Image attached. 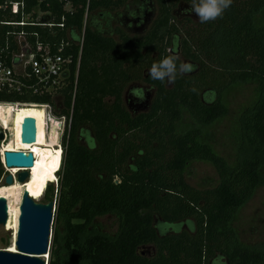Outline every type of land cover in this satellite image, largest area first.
Returning <instances> with one entry per match:
<instances>
[{
  "label": "trees",
  "instance_id": "trees-1",
  "mask_svg": "<svg viewBox=\"0 0 264 264\" xmlns=\"http://www.w3.org/2000/svg\"><path fill=\"white\" fill-rule=\"evenodd\" d=\"M129 1L25 0L33 18L64 19L65 28L55 33L24 30L51 45L66 41L72 81L77 72L57 186L45 197L55 200L48 264H264L263 251L230 247L231 221L263 181L264 0H233L222 18L207 23L194 12L181 20L173 14L179 5L191 10L192 0H155L158 17L149 31L135 36L116 29L115 40L109 22ZM11 20L19 16L0 12V52L16 48L11 33L21 28L5 24ZM178 53L177 64L191 63L195 71L171 85L150 78L154 61ZM136 82L156 91L138 114L129 109L128 87ZM249 83L259 88L247 125L254 154L228 169L201 142V129L226 114L225 90ZM70 86L61 114L72 103ZM26 95L3 92L0 102H49ZM35 147L56 152L22 139L18 145ZM196 160L214 164L216 186L201 190L186 183L185 170ZM107 217L117 220L114 232L99 229Z\"/></svg>",
  "mask_w": 264,
  "mask_h": 264
},
{
  "label": "rangeland",
  "instance_id": "rangeland-1",
  "mask_svg": "<svg viewBox=\"0 0 264 264\" xmlns=\"http://www.w3.org/2000/svg\"><path fill=\"white\" fill-rule=\"evenodd\" d=\"M131 3V5H133V2ZM183 14H185V9H180L176 15L180 19L181 16H184ZM190 14L194 16L192 12ZM156 16L157 14L154 15L152 20H154ZM102 26L103 30H108L105 27V23H102ZM110 27L112 32L116 29L123 30L117 23H112ZM111 34L116 40V35L114 33ZM177 57L182 61V58H179V56ZM136 88H147V86L142 82H136L130 85L128 90L133 91ZM153 95L154 92L152 90L148 95L149 101L153 98ZM258 98L259 88L254 83L235 85L228 88L221 96L222 103L226 109V114L212 124L201 129V142L208 144L212 149V152L223 160L228 169L238 168L244 159H248L254 154V147L251 146V140L248 138L250 132H248L247 125ZM130 102L131 103L129 104L132 106L130 108L131 111L135 110L137 114L145 112L149 106L146 105L145 108H143L144 106H138L136 105L137 103H133V100ZM187 127L188 125L186 123L182 124L183 129H186ZM53 129L54 131H57V129L53 127L52 129H49V133L52 132ZM46 136L48 142L53 144L55 138L51 139L47 134ZM61 145L62 144L54 143L52 147L53 149H60L61 151V157L60 153L53 151L59 159L58 167L53 174L58 171L60 168L59 166H61L62 163ZM0 164L2 167L1 180L9 174V172L3 168L1 161ZM184 178L189 186L201 190L211 189L220 182V176L214 164L210 161L204 160L192 161L185 170ZM262 179V183L256 187L253 194L240 207L231 221V230L233 233L230 242L231 248L244 250L254 249L264 252V167ZM56 180H58L57 174H55V179L53 177L49 178V184L45 188L44 195L38 200V202L45 203L46 195L50 193L52 188L56 189ZM8 189L9 187L4 186L3 182L0 183V192ZM15 215L16 207L13 206L8 227H0V250L8 251L14 243L15 227H13L11 221L14 220ZM99 224V229L103 232H114L117 229V220L113 217L102 218L99 220ZM54 229V224H52L51 239L53 237ZM48 260L49 257L46 259V264H48Z\"/></svg>",
  "mask_w": 264,
  "mask_h": 264
},
{
  "label": "built area",
  "instance_id": "built-area-1",
  "mask_svg": "<svg viewBox=\"0 0 264 264\" xmlns=\"http://www.w3.org/2000/svg\"><path fill=\"white\" fill-rule=\"evenodd\" d=\"M66 11L71 10L69 2L64 6ZM9 11L13 16H19V20H11L5 24L12 27H20L18 32H12L13 42L16 46L14 50L9 49V45L5 46V50L0 52V93H16L28 94L26 96L35 95L41 98H48L49 102L38 103H21V102H0V108L11 107L12 112L25 108H34L41 112L44 121V131L49 136V129L55 127L54 143L62 144L63 136L70 128L73 101L76 91L77 72L71 80V56L66 53L68 43L64 40L56 45L44 43L40 41V37L36 32H27L25 27H41L51 33H55L57 29L63 30V18L59 22L40 20L42 13H38L36 18L32 17L31 12L26 11L25 0L12 1L0 0V12ZM35 38L34 41H31ZM72 84V86H70ZM71 87L72 103L65 114H61L64 110V91L67 87ZM0 132L3 134V140L0 141V161L3 168L8 172L4 165L2 146L7 145L10 138L9 120L5 122L0 117ZM32 145V144H28ZM32 153V149H17L7 152ZM6 152V151H5ZM34 160L35 156L32 153ZM10 173V172H9ZM14 176V174H12ZM4 177L0 180L3 182Z\"/></svg>",
  "mask_w": 264,
  "mask_h": 264
},
{
  "label": "water",
  "instance_id": "water-1",
  "mask_svg": "<svg viewBox=\"0 0 264 264\" xmlns=\"http://www.w3.org/2000/svg\"><path fill=\"white\" fill-rule=\"evenodd\" d=\"M3 137L0 132V141ZM21 139L25 144H34L35 120L33 118L24 117L22 120ZM3 158L4 165L8 169H31L34 164V157L30 152L6 151ZM29 178L28 171H20L15 176L9 173L4 177L3 183L6 187L13 186L15 183L23 185ZM54 208L55 200L38 202L29 196L27 189L23 190L14 241L16 253L0 250V264H46L44 257H49L50 254ZM8 217V202L6 198L0 197V227L6 226Z\"/></svg>",
  "mask_w": 264,
  "mask_h": 264
},
{
  "label": "bare ground",
  "instance_id": "bare-ground-1",
  "mask_svg": "<svg viewBox=\"0 0 264 264\" xmlns=\"http://www.w3.org/2000/svg\"><path fill=\"white\" fill-rule=\"evenodd\" d=\"M33 115H35L34 117V120H35V142L34 144L42 145L45 147H51V148L53 147L54 143L50 144L47 140V136L44 131V121L42 117L43 114L41 112H39L37 109H34V108H25V107H22L12 112L11 107H2L0 108V117H2V120L5 122H8L9 120V131L11 134L7 142V145L4 144L1 147L2 153H4L5 151H13V150L20 149L18 148V145L20 144V141H21L22 120L24 119V117L33 118ZM55 135L56 134L53 129L52 132L49 133V137L52 139L55 137ZM54 150L60 153V157H61L60 149H54ZM32 153L35 156V160H34L33 167L31 169L14 168V169L8 170V172H10L11 174H14V176L20 171H28V173L30 174V178L28 182L26 181V183L23 185L15 183L13 186H9L8 190L0 192V197L6 198L8 202L9 217H8V221L5 227H8L13 206L16 207V215L14 216L15 218L13 221H11L13 227H15V236L17 232L19 205H20L23 190L27 189L29 196H30V190H31V195L33 198L31 196L30 197L38 201L44 195L45 188L49 184V178L53 177L55 179V174H57L60 169L59 168L58 171L55 174H53L56 171L58 167V163H59V159L54 154L53 150L48 149V148H43V147H35L32 149ZM14 241H15V237H14ZM8 251L13 252V253L16 252L14 243L8 249ZM45 258L47 259L48 257L46 256L44 257V259Z\"/></svg>",
  "mask_w": 264,
  "mask_h": 264
},
{
  "label": "flooded vegetation",
  "instance_id": "flooded-vegetation-1",
  "mask_svg": "<svg viewBox=\"0 0 264 264\" xmlns=\"http://www.w3.org/2000/svg\"><path fill=\"white\" fill-rule=\"evenodd\" d=\"M131 2H133V5H131L132 4ZM180 9H185V14H183L184 15L183 17L181 16L180 20L185 17H191L190 13L191 12L193 13V11L190 10L189 6L179 5L178 8H176L173 11V14L178 19L179 17L176 14ZM155 14H157V16L154 20H152ZM157 17H158V6L155 0H130L128 4L124 8H122L121 11H118L112 16L109 23L110 25H112V23H117L123 29L120 30L123 32L125 31L126 34L129 33V35L142 36L149 31V29L151 28ZM102 23L104 22L101 21L99 23L100 28L103 27ZM176 56H179V53ZM152 90L154 92L153 95L154 97L156 91L153 88L149 86H147V88H136L133 90V93L131 94L130 98H132V100L137 103L136 105L144 106L143 108H145L146 105H150V102L152 100V98L150 101L148 100L149 98L148 95ZM138 91L142 92L143 94L142 98L136 95L135 92L138 93ZM126 94L127 92L125 93V99H126ZM131 107L132 106L129 105V109ZM30 196L32 197L31 190H30ZM145 252L149 254L150 250L149 249L145 250ZM142 254H144V251Z\"/></svg>",
  "mask_w": 264,
  "mask_h": 264
},
{
  "label": "clouds",
  "instance_id": "clouds-1",
  "mask_svg": "<svg viewBox=\"0 0 264 264\" xmlns=\"http://www.w3.org/2000/svg\"><path fill=\"white\" fill-rule=\"evenodd\" d=\"M232 2L233 0H192L191 11L197 15L200 23H207L222 18ZM177 60V56L169 55L154 61L148 73L150 78L171 85L175 83L178 75L183 76L195 71V65L185 62L177 64Z\"/></svg>",
  "mask_w": 264,
  "mask_h": 264
},
{
  "label": "snow or ice",
  "instance_id": "snow-or-ice-1",
  "mask_svg": "<svg viewBox=\"0 0 264 264\" xmlns=\"http://www.w3.org/2000/svg\"><path fill=\"white\" fill-rule=\"evenodd\" d=\"M51 167V166H50Z\"/></svg>",
  "mask_w": 264,
  "mask_h": 264
}]
</instances>
